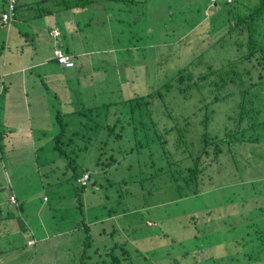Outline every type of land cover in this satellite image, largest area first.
<instances>
[{
  "label": "rangeland",
  "instance_id": "rangeland-1",
  "mask_svg": "<svg viewBox=\"0 0 264 264\" xmlns=\"http://www.w3.org/2000/svg\"><path fill=\"white\" fill-rule=\"evenodd\" d=\"M125 1L105 0L112 10L108 14L96 6L66 9L61 6L39 5L33 6V9L27 12L18 9L16 19H20L28 12L30 14L31 11L38 14L37 16H41L39 15L41 11L44 15L50 12L51 14L47 15L52 18L51 22L57 19L59 23L54 25L65 27L67 34L62 30L61 37L65 34L64 36L68 38L71 45L69 48L76 62V67L67 71L69 73L76 71L78 82L74 84L69 97L63 95L68 97L69 101H60L68 103L69 107L64 106L62 109L63 104L54 100L52 102L30 100L29 106H21L23 110L32 109L42 113L46 108L48 112L53 110L55 105L54 113L60 109L65 111L71 108L73 114L61 118L63 123L70 122V126L65 127L66 134L60 137L59 142L55 141L60 130L59 124L56 122L52 125L50 116L40 118V126L50 130L45 134L46 140L44 138L41 148H38L40 144L36 143L37 146L32 149V155H36L32 156L33 162L41 165L40 171L33 165L28 166L23 172L25 182L21 178H14L13 190L16 189L23 195L30 193L35 202L46 206L43 209L48 211L46 223L49 226L69 229L77 224L78 229L71 239L85 237L87 239L90 234L94 240L93 245L98 244L102 247L118 243L125 251L121 264H247L248 258L257 256V249L264 247V237H260V234L264 233V127L262 138L258 142L236 143L235 146L231 144L228 155L220 154L219 158L223 164L209 165L204 174L212 176L214 184L211 185L204 176L205 179L201 178L204 185L199 184L200 190L197 195L190 194L179 198L178 192L175 189H168L165 183L159 184V189L152 192H148V187L152 189L151 183L145 184L143 189L138 185L133 191L134 194L126 195L125 192L131 190L134 185L128 189L126 184L120 183L122 178L125 175H134L138 160L150 162L151 159L145 154H130L123 158L125 152L122 143L120 141L115 143L113 135L109 140L108 129L96 127L94 122L87 123L85 127L79 123L84 122V118L77 115V110L92 106V103L96 104L94 102L99 103L107 99L124 106L122 101L126 98L147 97L152 92L159 94L157 92L160 90L159 95L162 96L153 97L156 99L154 103L158 104L152 113L153 119L163 117V125L168 123L166 126L172 121L182 132V143L178 145H175L178 137L176 129L168 134L165 148L171 154L163 160L175 159L181 164L188 165L191 164L190 157L202 149L204 138H208L206 142H211L209 138L214 135L224 137L225 129L229 126V111L235 106V97L230 96L204 105L202 102L210 100L212 96L211 88L190 79L191 76L206 73V68L201 62H212L215 66H220L225 59L232 58L230 49L226 50L225 46L204 50L203 56H199V51L208 45L207 41L213 39L211 14L219 6L216 7L217 4H214L213 0H210V3L209 0ZM223 1L225 0L217 2L222 4ZM140 4H145V8H140ZM2 10L0 7V14ZM222 15L224 16L223 12ZM44 19L48 20L47 17ZM202 25L207 26L208 34L200 40L198 30ZM12 32L18 33L15 27ZM0 37H5L1 29ZM199 40L200 44L196 47L194 44ZM85 51L88 53L80 54ZM27 52L28 50L25 53ZM3 54L1 48L0 55ZM2 63L3 57H0V64ZM225 90L220 88L218 91L222 93ZM91 98L94 100L91 101ZM89 116L87 112L85 116L87 121ZM99 117L103 118L101 114ZM46 121H49V124L46 125ZM118 129L119 125H115V133ZM71 133H75L76 136L72 141L69 140ZM85 133L90 136L86 143L87 150L79 149L84 144L80 136ZM7 135L8 132L3 131L0 137L5 138ZM226 143L223 144L224 149L229 145ZM154 147H157L155 149L157 152H161L158 144H154L150 151L154 152ZM100 148L104 149L106 157L110 154L122 157L116 160L108 173L93 172ZM62 150L70 159L75 151L76 171L86 168L84 173H88L89 176L92 174V178L97 174L101 177L103 188L95 189L96 186H93L91 181L85 183L82 195L81 192L79 194L83 198L82 208L76 202L79 190L77 192L71 182L72 174L71 178L63 181L64 188L68 187L71 191L69 192L67 188L62 193L58 192L59 198L44 191V187L36 179L38 173L40 175L44 171L45 161L46 165L53 166L51 179L60 176L61 169L64 172L66 162L63 160L64 156L58 154ZM25 158L29 157L19 159ZM158 164H161L160 160L154 166L144 167L151 172ZM129 165L133 167L129 169ZM69 172L66 171L67 175ZM163 176L161 174L156 178L157 183L164 179ZM76 181L79 183L78 179ZM8 192L9 189H6L5 193ZM44 193H48L50 199L52 198L55 210H46L49 209L47 206L51 205V200L43 202ZM236 196L240 200H234ZM125 200L136 208L131 207L134 210L123 213L126 209ZM258 206L262 207V211L255 209ZM106 209L118 212L117 214L121 216V219L117 220L118 229L114 231V236L109 234L111 224L108 221L86 228L87 230L84 228L85 220L92 221L93 216L106 214ZM130 217H134L132 223L136 225L131 223L129 228L135 227L132 233L128 228ZM246 218L249 221H246ZM247 222H250V226H246ZM257 232L260 244L258 248L252 250L249 235L255 236ZM233 239L236 242H233ZM62 244L63 252L60 255L52 253L53 258L57 259L54 260L55 264H66V260L69 261L70 258L67 257L66 250L72 252L76 246L74 241ZM31 248L28 264H39V261L43 263L40 249H37V255L33 256ZM258 257L264 261V251L259 250ZM75 263L78 264L79 260L77 259ZM84 263H87L86 259ZM14 264H22L21 259L14 261Z\"/></svg>",
  "mask_w": 264,
  "mask_h": 264
},
{
  "label": "trees",
  "instance_id": "trees-1",
  "mask_svg": "<svg viewBox=\"0 0 264 264\" xmlns=\"http://www.w3.org/2000/svg\"><path fill=\"white\" fill-rule=\"evenodd\" d=\"M107 1L126 2L125 0ZM217 1L218 0H213L214 4H217L216 7H219L211 14V20L213 21L211 37H213V39L207 41L208 45L199 51V56H203L202 53L204 50L216 48L218 46H225L226 50L228 48L230 49V56L232 58L228 57L222 62L220 66H215L212 64V62H201L203 67L206 68V73H200L198 76H191L190 79L194 80V82L197 80L203 85H207L211 88L212 96L210 100H204L202 104L208 105L215 103L220 99L234 96L235 106L233 107L232 111H229V126L225 129L226 132L224 137H218L217 135H214L209 138L211 142H206L208 138H204L202 149L198 154L190 157V165L181 164L175 159L172 161L163 160L168 157L167 155L171 154V152L165 148L166 144L168 143V134L176 129L175 132L177 133L178 137L176 138L175 145H178L179 143H182V132L175 127L172 121L169 126H166L168 123L163 125V117L153 119L152 113L158 105L154 103L156 99L153 97L155 95L162 96V94L159 95L161 93L160 90L157 92L159 94L152 92L150 95L148 94L147 97L137 96L133 98H126L122 101L124 106H121L118 102H110L106 99L99 103L94 102L96 104L92 103V106L83 107V109L81 108L80 110H77V112L74 111V113L76 112L78 116L84 118V122H79L82 126L85 127L87 123L94 122V126L97 125L96 127H105L108 129V139H112L113 135L114 139L116 140L115 143L119 141L122 143V146L124 147L123 150L125 152V156H123V158H127L130 154H145L151 159L150 162L138 160L137 167L134 168V171L132 169L134 175H125L122 178L120 183L126 184L125 186L128 189L134 185L133 188H130L131 190H127L125 192L126 195L134 194L135 192L133 191L138 185L140 186V189H143V186L149 183H151L152 189L148 187V192L158 190V185L165 183L168 189H175V191L178 192L179 198L187 197L190 194L197 195L200 190L199 184L202 183L204 185L203 179H201L202 177H207L206 180L210 184H214L212 182L213 177L206 176L204 173L211 164H223V161H221L219 158L220 154H225V156L228 155L231 149V144L233 146H235L236 143L248 144V142H258L262 138V130L264 127V0H255L253 2H248L247 0H225L222 4H219ZM5 2L6 0H4V5ZM19 6H22L26 10H31L30 6L25 7L23 3L20 2L17 4L16 13L17 9L20 8ZM59 6L66 9L96 6L100 8L103 13L105 12L108 14L109 12H112L105 0H59ZM142 7L145 8V4H140V8ZM222 12L224 16L222 15ZM42 14L43 11H41L39 15ZM206 30L207 26L204 25H202V28L198 30L200 34L199 36L201 37L200 40H203L208 34ZM200 40L198 43L194 44L196 47L200 44ZM164 88H167L166 85ZM220 88H224L226 90L220 93L218 91ZM0 94H3V91H1ZM92 99L93 98H91V101ZM159 101L160 100H157V102ZM87 112L90 115L88 121L85 119ZM98 113L101 114L103 118H98ZM71 114H69V116ZM56 116L60 130L56 134L55 141L59 142L60 137L66 134L65 127L70 126V122L63 123L61 121V118L63 117L61 111L57 112ZM110 117L114 119H109ZM115 125H119V129L116 133L114 130ZM82 135L83 136H80V139H82L84 144L80 146L79 149L83 148L87 150L86 143L89 141L90 136L86 135V133ZM73 138H76L75 133H71L69 140L72 141ZM225 142H227L226 144H229L227 149L223 148V144ZM154 144H158L160 146L161 152H157V150H155L157 147H154L156 152L150 151V148H153ZM100 150L102 152L100 151L97 156L93 172L100 173L99 171H101L108 173L109 168L114 165L118 158L122 159V157L121 155L116 156V154H110L109 157H106V154L103 151L104 149L100 148ZM62 151H60L58 154L62 157L64 156V160L66 161L64 168L66 171H70L68 175L72 174V178L70 177L71 182L75 185L77 192L79 190L78 195L76 196V202L78 203V206L82 208L84 204L83 198L80 197L79 194L81 192L82 195V190H84L86 184H84V186L82 184L79 185L76 180L83 174L88 173H84L86 168L76 171L77 167L75 165L77 154L75 151H73L74 156L71 157V159L64 151ZM111 151L113 152V150ZM159 160L161 164H158L155 170L148 172L145 169L144 166H154ZM132 167V165L128 166L129 169ZM65 170L64 172L62 169L60 170V176H58L59 181H53L63 191L68 188H63V181L68 178ZM64 174H66L67 177H65ZM161 174L164 175V179L160 183H157L156 178L160 177ZM100 179L101 177H98V174L93 178L92 174H90V176L88 174L87 181H91L92 185L96 186L95 189H99V187L103 188V184ZM138 198L140 199V197ZM233 199L236 201L240 200L237 196ZM87 204L89 203L87 202ZM125 205L126 209L123 211V213L136 208L135 206H131L127 201L125 202ZM141 205L146 207L144 206V203H141ZM107 210L110 211L109 215L105 214L108 216L117 215L118 213L115 211L112 212L111 209ZM101 216L103 215H96V217L99 218H101ZM120 217L121 216H118L115 219L116 221L113 219L108 221L111 224L109 234H112V236H114V231H117L118 229L117 220ZM130 221H128V228L134 221V217H132ZM245 224L246 226H250V222ZM86 228L88 229L89 226L86 225ZM134 228L135 227L129 228L130 233L134 232ZM101 231L103 232L104 229H101ZM256 234L257 235L255 236L249 235V240H252L249 243L251 249L258 248L257 246L260 244L258 232ZM262 236L264 237V233L260 234V237ZM88 239H91L90 234H88ZM202 240L205 239L202 238ZM233 242L236 241L233 239ZM93 243L86 246V249L83 252L84 258L78 264H121L123 259L122 256L125 251H123L122 247L118 243L114 242L113 244L110 243L107 246L103 245L102 247H100L98 244L93 245ZM259 250L264 251V247L261 249L258 248L256 251L257 256L248 258L249 261L247 264H264V261L258 257ZM84 259L87 260V263H84Z\"/></svg>",
  "mask_w": 264,
  "mask_h": 264
},
{
  "label": "crops",
  "instance_id": "crops-1",
  "mask_svg": "<svg viewBox=\"0 0 264 264\" xmlns=\"http://www.w3.org/2000/svg\"><path fill=\"white\" fill-rule=\"evenodd\" d=\"M17 1L23 3L25 7L30 6L31 9L33 6L39 5L59 6V0ZM3 6L4 0H0V7L3 8ZM20 9L27 12L22 6ZM47 14L51 13L47 12L46 15L37 16L38 14L32 13V11L30 14L28 12L20 19L14 18L13 24L9 28L2 26L0 21V29L5 33L4 38L0 37V49L2 48L4 51V54L0 55L3 57V63L0 64V93L4 91L0 96V134L3 131L8 132L5 138H2L4 135L0 137V264H14L17 259H21L22 264H28L31 247L33 256H36V250L40 249L43 263L39 261V264H55L54 260L57 259L53 258L52 253L60 255L63 252L62 243L70 241H74L76 246L72 252L66 250L67 257H70L69 261L66 260V264H77L75 263L77 259L79 262L83 260L86 246L94 242L92 237L90 240L88 237L87 239L86 237L85 239H71L73 233L78 229L77 224L69 229L49 226L46 223L48 211L43 209L46 206L35 202L30 193L23 195L22 192L13 190L14 178H21L25 182L23 172L28 166L33 165L40 171L41 165L33 162L32 156L36 157V155H32V149L37 146L36 143H39L38 148H41L44 138L46 140L45 134L50 131L48 128L40 126V118L50 116L52 117L51 124L54 125L56 122L58 123L57 112L61 111L63 118L69 117V114L73 112L71 108L62 111L64 106L69 107V105L61 102L69 101V94L72 92L74 84L78 82L76 71L72 73L67 71L76 67L75 56L70 51L69 46L71 47V45L68 38L64 36L65 34L61 37L62 30L67 34L65 27L54 25L59 23L58 20L51 22L52 18H49L50 15ZM17 15L18 9L15 17ZM44 17H47L48 20H45ZM14 27L18 33H11ZM54 29L58 32L56 37L51 34ZM75 31L76 29H74ZM56 47L71 54L74 62L72 67H63L56 62L53 56V49ZM27 50L28 52L25 53ZM86 53L88 51L80 54L85 55ZM34 56H38V58H34ZM30 100H46L47 102L54 100L63 106L60 111L55 113L53 111L54 104V109L49 112L48 108L44 109L42 113L32 109L23 110L21 106H29L28 101ZM45 123L47 125L49 121ZM57 130L56 128L55 131L57 132ZM25 156L29 158L19 159ZM45 162L44 171L40 175L38 173L36 179L40 181L44 191L59 198L58 192L62 193L65 190H61L53 182L54 180L59 181L57 176H54V179L50 178L54 172L53 166L46 165ZM64 175L67 177L66 174ZM68 177L71 176L68 175ZM6 189H9L7 194L5 193ZM68 191L71 190L68 188ZM11 194L15 195L14 203L9 201ZM47 194L44 193L42 198L43 202L51 200V205H48L49 209L46 210H55L56 207L52 205L53 200ZM255 209L262 211L261 206ZM109 213L110 211L107 210L106 214L109 215ZM108 215L103 214L101 218L93 216L92 221L86 222L85 220L83 226L86 229V225L91 227L105 221L115 220L119 216V214ZM245 220L249 221L247 218ZM31 241L34 243H30Z\"/></svg>",
  "mask_w": 264,
  "mask_h": 264
},
{
  "label": "built area",
  "instance_id": "built-area-1",
  "mask_svg": "<svg viewBox=\"0 0 264 264\" xmlns=\"http://www.w3.org/2000/svg\"><path fill=\"white\" fill-rule=\"evenodd\" d=\"M16 4L17 0H6L5 9L3 10V12H1L0 17L2 26L9 28L13 24V20L15 18ZM52 34L56 36L57 30H53ZM53 56L56 62L63 67H72L74 65L71 54L65 52L60 48H54ZM87 179L88 174H83L81 177L78 178V182L84 185L87 182ZM10 200L12 202H15L14 196H10ZM31 243L33 242L31 241Z\"/></svg>",
  "mask_w": 264,
  "mask_h": 264
},
{
  "label": "clouds",
  "instance_id": "clouds-1",
  "mask_svg": "<svg viewBox=\"0 0 264 264\" xmlns=\"http://www.w3.org/2000/svg\"><path fill=\"white\" fill-rule=\"evenodd\" d=\"M17 5V4H16ZM5 9V8H4ZM2 12H3V10H2ZM0 17H1V14H0ZM54 30H56V29H54ZM52 32H53V30L51 31V34H52ZM58 33V32H57ZM53 35V34H52ZM54 36V35H53ZM54 37H56V36H54ZM56 48H59V47H56ZM61 49V48H60ZM54 50V49H53ZM66 52V51H65ZM68 53V52H67ZM10 196H14V198H15V195L14 194H11ZM10 196H9V201L10 202H12L11 200H10ZM12 203H14V202H12ZM33 242V241H32ZM31 243V242H30ZM34 243V242H33Z\"/></svg>",
  "mask_w": 264,
  "mask_h": 264
}]
</instances>
